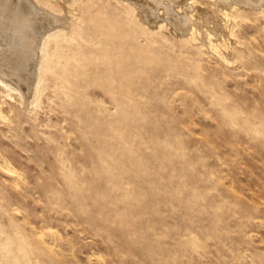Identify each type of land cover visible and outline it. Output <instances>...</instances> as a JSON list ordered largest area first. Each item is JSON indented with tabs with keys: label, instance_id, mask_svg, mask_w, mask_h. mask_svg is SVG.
<instances>
[{
	"label": "rangeland",
	"instance_id": "obj_1",
	"mask_svg": "<svg viewBox=\"0 0 264 264\" xmlns=\"http://www.w3.org/2000/svg\"><path fill=\"white\" fill-rule=\"evenodd\" d=\"M67 1L0 0V75L18 88L14 100L0 91L7 117H0V264L14 258L20 264H264V9L245 4L233 17H222L231 0H125L145 26H165L149 32L123 0ZM33 8L43 14L33 15ZM105 13L124 20L121 49L129 61L134 35L154 60L136 64L135 72L125 63L124 78L116 82L104 60L90 55L100 44L76 37L62 41L59 64L33 93L35 80L25 83L37 78L43 32L57 31L71 17L87 38L91 18ZM184 21L199 27L197 42L179 34L189 28ZM207 27L225 46L209 48ZM56 49L50 40L49 54ZM37 230L48 232L49 247L35 239ZM19 241L27 246L24 256Z\"/></svg>",
	"mask_w": 264,
	"mask_h": 264
},
{
	"label": "bare ground",
	"instance_id": "obj_2",
	"mask_svg": "<svg viewBox=\"0 0 264 264\" xmlns=\"http://www.w3.org/2000/svg\"><path fill=\"white\" fill-rule=\"evenodd\" d=\"M18 1V0H17ZM20 1V0H19ZM23 1V0H22ZM55 1H57V0H55ZM206 1V0H205ZM239 0H231V3H229L228 5H230L227 9H224V12L222 13L223 14V16L222 17H227L228 15L231 17H233L237 12H238V10L240 9V7H243V5L244 6H249L251 9L252 8H254V9H260V11H262L263 9H264V5H263V3H262V1H260V0H256V1H254V0H240V3H239V5L237 4V2H238ZM264 1V0H263ZM10 2V1H9ZM50 2H51V0H50ZM68 3H70L69 2V0L67 1ZM193 2V1H192ZM195 2H197L196 0H194V2H193V4H195ZM201 2H203V1H201ZM26 3V2H25ZM24 3V4H25ZM47 3H48V1H45V4L47 5ZM123 3L125 4L124 6H125V8H127L128 9V11H129V14L130 15H132L133 17H134V19H136L140 24H142L144 27H145V29H146V31H149V32H154V31H159V30H162L163 28H165V26L163 25V24H159L158 26H156V27H154V26H145V21H143L142 20V17H138V15H136V14H134V12H135V8H133L132 6V4L130 3V2H128V1H125V0H123ZM205 3V2H204ZM208 3H209V1H208ZM19 4H20V2H19ZM22 4V3H21ZM49 4V3H48ZM66 4V1H63V3H62V6L63 7H66V6H64ZM246 4V5H245ZM161 5H163V4H161ZM204 5V4H203ZM209 5H211V4H209ZM11 6V5H10ZM22 6V8H23V4L21 5ZM206 6V5H205ZM207 7V6H206ZM210 7V6H209ZM213 7V6H212ZM29 8V7H28ZM31 8V7H30ZM68 8V7H67ZM208 8V7H207ZM7 9V8H6ZM26 9H27V7H26ZM34 9V8H33ZM69 9V8H68ZM164 9H166V8H164ZM216 9V8H215ZM214 9V10H215ZM17 10H18V8H17ZM22 10H25V8L24 9H22ZM28 10V9H27ZM43 10V9H42ZM42 10H39V12L40 11H42ZM211 10V8H209V11ZM32 11V14L33 15H35V14H37V12H38V10L36 9H34V10H31ZM44 11H45V9H44ZM20 12V11H19ZM19 12H17V13H19ZM22 12V11H21ZM24 12V11H23ZM23 12H22V14H23ZM26 12V11H25ZM24 12V15H25V17H27L28 18V14L29 13H25ZM27 12H29V11H27ZM38 12V13H39ZM75 12V11H74ZM213 12V11H212ZM211 12V13H212ZM215 12H217V10L215 11ZM251 12V11H250ZM14 13V12H13ZM40 13H42V12H40ZM49 13H51V12H49ZM98 13H100V12H98ZM210 13V14H211ZM214 13V12H213ZM31 14V13H30ZM29 14V15H30ZM31 14V15H32ZM43 14V13H42ZM65 13H63V15H64ZM215 14V13H214ZM250 14V13H249ZM256 14V13H255ZM6 15H8V14H6ZM45 15V14H44ZM61 15H62V13H61ZM217 15H218V12H217ZM13 16V15H12ZM46 16V15H45ZM44 16V17H45ZM52 16H53V14H52ZM55 16H57V15H55ZM212 16H214V15H212ZM211 15H209L208 17H211V18H213ZM248 16V15H247ZM23 17V16H22ZM22 17L20 18V21L22 20ZM58 17H60L59 16V14H58ZM67 17V16H66ZM221 17V16H220ZM249 17H251V16H249ZM248 17V18H249ZM254 17H256V16H252V19L254 18ZM5 18V17H4ZM3 18V19H4ZM32 18V17H31ZM42 18H43V15H42ZM47 18V17H46ZM50 18V17H49ZM48 18V19H49ZM62 18V17H61ZM68 18V17H67ZM130 17H128L127 19H129ZM210 18V19H211ZM247 18V17H246ZM13 19V18H12ZM30 19V18H29ZM57 19V18H56ZM59 19V18H58ZM64 19V18H63ZM62 19V20H63ZM73 18H69L68 19V21H64L65 22V24H64V22H63V24L65 25H63L64 27H58V30L57 31H54V30H50V29H46V31H44L43 32V35L42 36H40L41 38L40 39H42V42H43V45H42V48H41V51H39L38 49V51H39V53L41 52V57H42V60H41V63H40V65H39V68H38V72L36 73V74H38L37 75V78H33L32 80H30L29 82H27V83H25V85H30V82H31V84L34 82V80H35V83H33V84H35L34 85V92L33 93H39V91H40V89L43 87V83H44V80H45V75L47 74V72H50V71H52L53 69H52V67L54 66V65H56V64H59V62H60V53H58V51H59V49H61V47H62V41H66V42H68V43H72V42H74L75 40H76V37H79V39H82V40H84V41H87V42H91L92 44H97V45H99L100 44V46H97L96 48H98V50H96V49H93V48H91L90 49V55H92L93 56V58H96V57H99V59L100 58H102L103 60H104V62H105V65H106V69H105V71L107 70V71H111L112 72V74H113V76L111 77V80H113V81H116V82H119V81H121L123 78H124V76L121 74V69L123 68V66L124 65H126L125 63H127V66H128V68H131L130 69V71H132L133 70V68H134V66L136 65V64H140V63H150V62H152V60H154V58H155V53H154V55H153V53L151 54L150 53V56H148L146 53H147V46L145 47L143 44H141L140 42H139V40L138 39H136V36L134 35L133 36V39L134 40H132L131 41V43L129 44V49L130 50H128L131 54H133V60L132 61H129L130 60V58H129V60H128V55L127 54H123V49H121V48H124V42H125V40L123 41V39H121L120 40V38H123L124 37V24H123V21L124 20H117L116 18H114V17H112V16H110L109 14H107V13H105V14H102V16H99V17H96V15H95V18L94 19H92L91 18V21L93 22V24H94V26H92L91 27V29H90V32H89V35H87V38H84L83 37V35H82V30H83V28L79 25H73V23H72V21L74 20H72ZM133 19V20H134ZM145 19V18H144ZM215 19V18H214ZM220 19H223L224 20V18H220ZM219 19V20H220ZM251 19V18H250ZM255 19V18H254ZM7 21H8V18L6 19ZM17 20H18V18H17ZM16 20V21H17ZM60 20V19H59ZM132 20V19H131ZM5 21V20H4ZM7 21H5V22H7ZM11 21V20H10ZM9 21V23H11ZM25 21H26V18H25ZM32 21V20H31ZM30 21V22H31ZM37 21V20H36ZM221 21V20H220ZM226 20H224V22H225ZM14 22V21H13ZM12 22V23H13ZM38 22V21H37ZM55 22V21H54ZM134 22V21H133ZM185 23H186V25L188 24L189 25V28H187L186 27V29H185V31H182V32H180L179 34L180 35H182V33H184V32H186L185 33V38L184 39H186V40H191V41H193V42H197V41H195V39H197V40H199L198 38H197V36H198V34H201V31L198 29V28H196V27H192V24H194V22H187V21H184ZM213 22V21H212ZM227 22V21H226ZM11 23V24H12ZM25 23V22H24ZM35 23V22H34ZM222 24H223V22H221ZM19 24L20 23H18V26H19ZM26 24V23H25ZM24 24V25H25ZM58 24V23H57ZM62 24V23H61ZM228 24V23H227ZM14 25V24H13ZM17 25V24H16ZM16 25H15V27H16ZM20 25H22V24H20ZM43 25V24H42ZM48 25H49V23H48ZM55 25V24H54ZM224 25V24H223ZM222 25V26H223ZM240 25V24H239ZM247 25H249L248 23H247ZM253 25H255V24H253ZM260 25V24H259ZM258 25V26H259ZM36 26H38L37 24H36ZM220 26V25H219ZM218 26V29H216V30H222L221 29V27H219ZM226 26V25H225ZM224 26V27H225ZM257 26V27H258ZM261 26V25H260ZM20 27V26H19ZM39 27V26H38ZM43 27V26H42ZM45 27V26H44ZM47 27V26H46ZM229 27V26H228ZM227 27V28H228ZM242 27V26H241ZM253 27V26H252ZM21 28V27H20ZM28 27H26L25 29H27ZM137 28V27H136ZM135 28V29H136ZM140 28V27H139ZM208 28V27H207ZM226 28V27H225ZM225 28H224V30H225ZM244 28V27H243ZM22 29V28H21ZM141 29V28H140ZM140 29L139 30H137V31H140ZM209 29V28H208ZM205 29V31H206V35H208V36H206V37H209V39H208V43H209V48L211 49V48H214V49H217V47H219L220 45H223L224 43L222 42V44H221V42H214L213 40H215V38L212 40L211 38L212 37H210V36H212L211 35V33L212 34H214V29L212 28V29ZM248 29H249V26H248ZM258 29V28H257ZM143 30V27H142V29H141V31ZM224 30H223V32H224ZM243 30V29H242ZM24 31V30H23ZM26 31V30H25ZM24 31V32H25ZM63 31V32H62ZM129 31H130V29H129ZM140 31V32H141ZM188 31V32H187ZM218 31V32H219ZM228 30H226V32H227ZM255 31H257V30H255ZM144 32V31H143ZM142 32V33H143ZM217 32V33H218ZM222 32V31H221ZM242 32V31H241ZM39 33V32H38ZM37 33V34H38ZM159 33V32H158ZM247 33V32H246ZM249 33V32H248ZM247 33V34H248ZM256 33V32H255ZM254 32H253V34H255ZM36 34V35H37ZM219 34V33H218ZM240 34V33H239ZM144 35H145V33H144ZM217 35V34H216ZM220 35V34H219ZM224 35H225V32H224ZM250 35V34H249ZM19 36H21V35H19ZM147 36V35H146ZM222 36V35H221ZM228 36V35H227ZM243 36V35H242ZM251 36H252V34H251ZM27 37V36H26ZM125 37H127V36H125ZM148 37H149V35H148ZM152 37V36H151ZM155 37V36H154ZM215 37V36H214ZM219 37V36H218ZM223 37V36H222ZM220 38V39H222L223 40V38H225V36L223 37V38ZM238 37V36H237ZM260 37V36H259ZM38 38V37H37ZM159 38V37H158ZM227 38V37H226ZM258 38V37H257ZM24 39V38H23ZM112 39H115V40H117V42L116 43H114V40H112ZM151 38H149V40H150ZM156 39V38H155ZM219 39V40H220ZM246 39V38H245ZM256 39V38H255ZM25 40V39H24ZM50 40H53V42H55L56 43V47H57V49H56V52H52V53H50L49 54V52L47 51V46H48V44L50 43ZM118 40H120V41H118ZM160 40V39H159ZM216 40H217V38H216ZM227 39H225L224 40V42L226 41ZM228 40H230V39H228ZM247 40V39H246ZM258 40H261L260 38L258 39ZM263 40V39H262ZM261 40V41H262ZM22 41V40H21ZM231 41V40H230ZM252 41V40H251ZM250 41V42H251ZM23 43H24V41H22ZM36 42H37V40H36ZM41 42V41H40ZM152 42V41H151ZM161 42H163V41H161ZM233 42V41H232ZM255 42V41H254ZM263 42V41H262ZM21 43V42H20ZM126 43V42H125ZM149 43H150V41H149ZM154 43V42H153ZM156 43H158V41H156ZM155 43V44H156ZM229 44H230V42H228ZM256 43V42H255ZM128 44V43H127ZM220 44V45H219ZM227 44V43H226ZM229 44H227V45H229ZM232 44V43H231ZM230 44V45H231ZM240 44V43H239ZM238 44V45H239ZM257 44V43H256ZM38 45V44H37ZM226 45V46H227ZM241 45V44H240ZM239 45V46H240ZM258 45H260L259 44V42H258V44H257V46ZM127 46V45H126ZM153 46H155L154 44H153ZM152 46V48H154ZM224 46H225V44H224ZM242 46V45H241ZM248 46H250V45H248ZM94 47V46H93ZM256 47V46H255ZM152 48H150V49H152ZM250 48H251V46H250ZM254 48V47H253ZM159 49V48H158ZM261 49H262V47L259 49L260 51H261ZM153 50V49H152ZM263 50V49H262ZM151 51V50H150ZM154 51H156V50H154ZM153 51V52H154ZM60 52V51H59ZM117 52V54H116V56L114 55V53H116ZM149 53V52H148ZM214 53V52H213ZM216 53V55H218V57H222V55H221V52H218V51H216L215 52ZM165 55V54H164ZM153 56H154V58H153ZM159 56H160V54H159ZM166 56V55H165ZM168 56V55H167ZM166 56V57H167ZM39 57V56H38ZM157 57V56H156ZM169 57V56H168ZM167 57V58H168ZM118 58V59H117ZM115 59V60H114ZM39 60V59H38ZM109 60H111V61H109ZM161 60H164L163 58L161 59ZM129 61V62H128ZM157 61H160V60H158L157 59ZM161 63H165V62H161ZM169 63V62H168ZM39 64V61H38V63H37V65ZM159 64V63H158ZM131 67H130V66ZM168 65V64H167ZM12 66V65H11ZM127 66H126V68H127ZM162 66H163V64H162ZM165 66V65H164ZM1 67V66H0ZM5 67V66H4ZM113 67H117V68H119L120 69V72H115V73H113V70H112V68ZM139 67V66H138ZM154 67V66H153ZM2 68V67H1ZM14 68V67H13ZM36 68V67H35ZM142 68H143V66H142ZM141 68V69H142ZM145 68V67H144ZM149 68V67H148ZM147 68V69H148ZM167 68V67H166ZM254 68V67H253ZM11 69V68H10ZM10 69H9V71H10ZM15 69H16V67H15ZM14 69V70H15ZM134 69H136V68H134ZM138 69V68H137ZM165 69V68H164ZM5 70V69H4ZM3 70V71H4ZM118 70V69H117ZM149 70V69H148ZM156 70V69H155ZM248 70V69H247ZM246 70V71H247ZM18 71V70H17ZM21 71V70H20ZM134 71V70H133ZM35 72H36V70H35ZM135 72V71H134ZM153 72V71H152ZM151 72V73H152ZM248 72V71H247ZM9 73V72H8ZM140 73V72H139ZM154 74H155V71L153 72ZM35 74V75H36ZM154 74H149V75H154ZM14 75V74H13ZM17 75V74H16ZM133 75V74H132ZM148 76V75H147ZM36 77V76H35ZM149 77V76H148ZM155 77V76H154ZM139 78V77H138ZM141 78V77H140ZM146 78V77H145ZM10 77L9 78H7V80H6V77H2L1 75H0V83H1V85H0V91H2V93L1 94H3V96H5V97H7V99L9 98V99H12V100H14V99H17V98H15V94H16V92H17V90H18V88L15 86V84L14 85H12L11 83H10ZM152 80V79H151ZM18 82V81H17ZM23 82V81H22ZM55 82V81H54ZM143 82V81H142ZM150 82V81H149ZM53 83V82H52ZM82 83H84V82H82ZM86 83V82H85ZM141 84V83H140ZM21 85V84H20ZM54 85V84H53ZM63 86V85H62ZM134 86H135V84H134ZM138 86V85H137ZM140 86V85H139ZM146 87V86H145ZM29 88V87H28ZM147 88V87H146ZM145 88V89H146ZM21 89V88H20ZM22 89H23V87H22ZM66 90V89H65ZM74 90V89H73ZM21 91V90H20ZM137 91H138V89H137ZM139 92V91H138ZM137 92V93H138ZM19 93V92H18ZM28 93V92H27ZM27 93H26V95H27ZM30 93V92H29ZM70 93V92H69ZM137 93H135L136 95H137ZM140 93H141V90H140ZM80 94H82V92L80 93ZM134 94V95H135ZM19 95H22V94H19ZM32 95V94H31ZM142 95H144V94H142ZM69 96V95H68ZM83 96H84V94H83ZM1 97V96H0ZM20 97V96H19ZM23 97V96H22ZM32 96H30V98H31ZM29 98V99H30ZM61 97H58V99H60ZM73 98H74V96H73ZM81 98V97H80ZM135 98V97H134ZM138 98V97H137ZM3 99V98H2ZM6 99V100H7ZM23 99V98H22ZM29 99H28V101H29ZM71 99H72V97H71ZM83 99H84V97H83ZM86 99V98H85ZM83 100V101H86V100ZM136 99V98H135ZM0 100H1V98H0ZM6 100H4V101H6ZM19 101L21 100V98H19L18 99ZM53 100H56V99H53ZM60 100H62V99H60ZM60 100H59V102H60ZM66 100V99H65ZM75 100V99H74ZM125 100V99H124ZM123 100V101H124ZM138 100H140V99H138ZM27 101V100H26ZM36 101V99H35V97H34V99L32 100V102H35ZM73 101V100H72ZM71 101V102H72ZM80 101V100H79ZM0 102H2V101H0ZM62 102H63V100H62ZM66 102V101H65ZM68 103L70 102V100H68L67 101ZM88 102V101H87ZM125 102V101H124ZM138 102V101H137ZM140 102H142V101H140ZM140 102H139V104H140ZM23 103V102H22ZM28 103V102H27ZM72 103H74V102H72ZM129 103H130V101H129ZM7 104V103H6ZM60 104V103H59ZM66 104V103H65ZM76 104V103H75ZM75 104H72V105H75ZM83 104V103H82ZM85 104V103H84ZM10 105H11V102H10ZM68 105V104H67ZM67 105L65 106L66 107V109H67ZM86 105H87V103H86ZM89 105V104H88ZM87 105V106H88ZM7 106H9L8 104H7ZM12 106H14V105H12ZM27 106V105H26ZM64 106V105H63ZM11 107V106H10ZM83 107H84V105H83ZM2 108H3V106H2ZM12 108V107H11ZM14 108H15V106H14ZM29 108V107H28ZM129 108V107H128ZM13 109V108H12ZM12 109H10V111L12 112ZM34 109V108H33ZM32 109V110H33ZM125 109H127V108H125ZM130 109V108H129ZM15 110H16V108H15ZM139 110V109H138ZM233 110V109H232ZM5 111V110H4ZM14 111V110H13ZM131 111H132V109H131ZM137 111V110H136ZM234 111V110H233ZM232 111V112H233ZM6 112V111H5ZM89 112V111H88ZM87 112V113H88ZM231 111H230V113H232ZM10 113V112H9ZM14 113V112H13ZM12 113V115L13 116H16L15 114H13ZM237 113V112H236ZM88 114H90V113H88ZM9 115V114H8ZM36 115V114H35ZM10 116V115H9ZM0 117L2 118V117H6V114L4 113V112H2V110H1V107H0ZM12 117V116H11ZM129 117V116H128ZM131 117V116H130ZM232 117V116H231ZM7 118V117H6ZM122 118V117H121ZM124 118V117H123ZM122 118V119H123ZM143 118V117H142ZM84 119H86V118H84ZM131 119V118H130ZM134 119H136V118H134ZM14 120V119H13ZM12 120V121H13ZM121 120V119H120ZM4 121V120H3ZM6 121V120H5ZM18 121V120H17ZM17 121H15V123L17 122ZM85 121H88V120H85ZM136 121V120H135ZM116 122V121H115ZM124 122V121H123ZM12 123V122H11ZM95 123V122H94ZM116 123H118V122H116ZM115 123V124H116ZM13 124H14V122H13ZM20 124V123H19ZM119 124H120V122H119ZM119 124H117V125H119ZM122 124V123H121ZM119 125V126H122V125ZM11 125V124H10ZM10 125H8L7 124V126H10ZM92 125V124H91ZM112 125V124H111ZM134 125H135V123H134ZM13 126V125H12ZM17 126H19V125H17ZM95 126V125H94ZM263 126H264V124H263ZM123 128H124V126H122ZM121 127V128H122ZM9 128H11V126L9 127ZM120 128V129H121ZM137 128V127H136ZM12 129V128H11ZM99 129H100V127H99ZM134 129V128H133ZM129 130V129H128ZM131 130V129H130ZM129 130V131H130ZM138 130V129H137ZM264 130V129H263ZM2 131V130H1ZM261 131V130H260ZM5 132V131H4ZM132 132V131H131ZM130 132V133H131ZM7 133V132H6ZM124 133H127V132H123L122 134H124ZM129 134V133H128ZM132 134V133H131ZM136 134H138V133H136ZM126 135V134H125ZM131 136V135H130ZM133 136V135H132ZM131 136V137H132ZM117 137H119V136H117ZM124 137H126V136H124ZM123 137V138H124ZM136 138H137V135L135 136ZM120 138V137H119ZM121 138H122V136H121ZM120 138V139H121ZM129 138V137H128ZM135 138V139H136ZM140 138V137H139ZM139 138H138V141H139ZM132 139H133V137H132ZM150 139V138H149ZM155 139V138H154ZM156 139H157V137H156ZM96 140V139H95ZM98 140V139H97ZM118 140V141H117ZM116 141L117 142H120V140L119 139H117ZM123 140V139H122ZM126 140H128V139H126ZM152 140V139H151ZM159 140H161V139H159ZM150 141V140H149ZM155 141V140H154ZM165 141V140H164ZM128 142H129V140H128ZM155 142H157V141H155ZM161 142V141H160ZM96 143H97V141H96ZM104 143H105V141H104ZM162 143V142H161ZM160 143V144H161ZM166 143V142H165ZM106 144V143H105ZM108 144V143H107ZM106 144V145H107ZM114 144V143H113ZM113 144L112 143H110L109 145H112L113 146ZM138 144V143H137ZM157 144V143H156ZM159 144V145H160ZM101 145H103V144H101ZM109 145H107V146H109ZM120 145V144H119ZM138 145H140V143L138 144ZM142 145V144H141ZM140 145V146H141ZM158 145V146H159ZM163 144H161V146H162ZM96 146V145H95ZM117 146V145H116ZM116 146H115V148H116ZM167 147V146H166ZM165 147V148H166ZM96 148H98V147H96ZM103 148H106V147H103ZM109 149H110V147H108ZM120 148V147H119ZM118 148V150H121V149H119ZM161 148V147H160ZM163 148V147H162ZM170 148V147H169ZM126 149H127V151H128V149L129 148H125V151H126ZM97 150H99V149H97ZM106 150V149H105ZM112 150V149H111ZM116 150V149H115ZM100 151V150H99ZM98 151V152H99ZM103 151H104V149H103ZM102 150H101V152H103ZM117 151V150H116ZM123 151V150H122ZM126 151V152H127ZM144 151V150H143ZM143 151H141V152H143ZM0 152H2V150H0ZM5 152H7V151H5ZM124 152V151H123ZM132 152V151H131ZM165 152V151H164ZM120 153H121V151H120ZM145 153V152H144ZM143 153V154H144ZM104 154V153H103ZM106 154V153H105ZM110 154V153H109ZM132 154H134V152L132 153ZM1 155V154H0ZM8 155V154H7ZM101 155V154H100ZM112 155V154H111ZM111 155H108V156H111ZM122 155V154H121ZM126 155V154H125ZM152 155V154H151ZM143 156V155H142ZM8 157V156H7ZM6 157V158H7ZM150 156H148L147 157V159L149 158ZM155 157V156H154ZM2 158V157H1ZM102 158V157H101ZM143 158V157H142ZM145 159H146V157H144ZM143 158V159H144ZM153 158V157H152ZM8 159V158H7ZM144 159V160H145ZM150 159V158H149ZM9 160H10V158H9ZM12 160V159H11ZM114 160V159H113ZM141 160V159H140ZM152 160V159H151ZM2 161H4V160H2ZM2 161L0 162L1 164H2ZM13 161V160H12ZM12 161H10V162H12ZM143 161V160H142ZM156 161H158V160H156ZM114 162V161H113ZM150 162H152V161H150ZM16 163V162H15ZM15 163H10V164H15ZM108 163V162H107ZM144 163V162H143ZM156 163H159L160 164V162H156ZM125 164V163H124ZM148 164V163H147ZM147 164H145V166L147 165ZM154 164V163H153ZM16 165V164H15ZM118 165H121V164H118ZM2 166V165H1ZM148 166V165H147ZM150 166V165H149ZM148 166V167H149ZM161 166V165H160ZM3 167L5 168V170L6 171H8V174H9V172L11 173V174H13V175H15L16 176V174H17V171L13 168V167H11V166H9L7 163H3ZM3 167H1V168H3ZM16 167V166H15ZM142 167H143V165H142ZM151 167V166H150ZM131 169V168H130ZM148 169V168H147ZM149 170V169H148ZM20 171H22L21 169H20ZM141 171V170H140ZM140 171H139V173H137V174H139V176L141 175L140 174ZM151 171V170H150ZM102 172V171H101ZM143 172V171H142ZM141 172V173H142ZM152 172V171H151ZM22 173H23V171H22ZM104 173V172H103ZM147 173H148V171H147ZM11 174H9V175H11ZM151 174V173H150ZM150 174H149V176H150ZM12 175V176H13ZM25 175V174H24ZM23 175V176H24ZM70 175V174H69ZM68 175V176H69ZM72 175V174H71ZM104 175V174H103ZM143 175V174H142ZM145 176H146V174H144ZM143 175V176H144ZM102 176V175H101ZM100 176V177H101ZM144 176V177H145ZM25 177V176H24ZM71 177V176H70ZM70 177H69V179H70ZM26 178V177H25ZM103 178V177H102ZM105 178H106V176H105ZM142 178V177H141ZM146 178V177H145ZM144 178V179H145ZM147 178H149L148 176H147ZM8 179H9V177H8ZM11 179V178H10ZM13 179H14V176H13ZM67 179V178H66ZM73 179H74V177H72V182H73ZM15 180V179H14ZM140 180V179H139ZM146 180H148V179H146ZM11 181H12V179H11ZM68 181V180H67ZM112 181V180H111ZM143 181V180H142ZM17 182V181H16ZM20 182H22V180L20 181ZM24 182V181H23ZM22 182V183H23ZM18 183V182H17ZM24 183H26V182H24ZM23 183V184H24ZM69 183V182H68ZM75 183V182H74ZM148 183V182H147ZM149 183H150V181H149ZM10 184H12L13 185V183H10ZM19 184H21V183H19ZM146 184V183H145ZM150 184H152V183H150ZM76 185V184H75ZM148 185V184H147ZM20 186V185H19ZM73 186V185H72ZM149 186V185H148ZM157 186V185H156ZM14 187V186H13ZM77 187H81V186H77ZM76 187V188H77ZM15 188V187H14ZM134 188V187H133ZM81 189V188H80ZM152 189V188H151ZM79 190V189H78ZM131 190V189H130ZM132 190H134V189H132ZM140 190H143L144 191V189H140ZM145 190H147L146 188H145ZM135 191H138V189H136ZM230 191V190H229ZM138 193H139V191H138ZM134 194H137L136 192L134 193ZM145 194V193H144ZM142 195H143V193H142ZM136 197V196H135ZM145 198H147V196L145 197ZM251 200V199H250ZM144 203V202H143ZM146 203V202H145ZM144 203V204H145ZM148 203V202H147ZM141 204V203H140ZM143 204V205H144ZM136 205V204H135ZM121 207V206H120ZM143 207V206H142ZM141 207V209L142 210H145V209H147L146 207H145V209H143ZM127 208V207H126ZM140 210V209H139ZM146 211V210H145ZM149 211V210H148ZM138 213H140V214H142L141 213V210H140V212H138ZM144 213V212H143ZM146 213V212H145ZM136 214V213H135ZM135 216V215H134ZM125 222V221H124ZM130 222H132V221H130ZM130 222H128L129 224H130ZM34 224V223H33ZM35 225H37V224H35ZM51 225V224H50ZM39 226V225H38ZM42 227V226H41ZM40 227V228H41ZM49 227V226H48ZM51 227V226H50ZM33 228H34V226H33ZM30 229V228H29ZM42 229V228H41ZM49 229V228H48ZM47 229V230H48ZM34 230V229H33ZM35 231V230H34ZM51 233H49L48 234V232L46 233V235L48 234V235H53L52 234V230L50 229L49 230ZM29 232V231H28ZM44 232H46V231H44ZM24 233V232H23ZM27 233V232H26ZM32 233V232H31ZM56 233V232H55ZM2 234V233H1ZM31 236V234H30V232H29V234L27 233V237H30ZM33 235V234H32ZM45 234L43 235V232L42 231H36V237L37 238H35L34 236H33V238H35V239H37L38 240V242H40L42 245H44V248H45V246H47V247H49V243L48 242H46V241H48L46 238L48 237H46L45 238V236H46ZM50 235V236H51ZM26 236V235H25ZM53 237H55V236H53ZM50 238V237H49ZM56 238V237H55ZM28 239V238H27ZM26 239V240H27ZM32 239V238H31ZM31 240L29 239V242H30ZM33 241H35V240H33ZM55 241V240H54ZM56 241H57V239H56ZM51 242H52V240H51ZM4 243H6V242H4ZM3 243V244H4ZM31 244H32V241L30 242ZM8 244V243H7ZM30 244V245H31ZM33 244H36V241H35V243L33 242ZM33 244H32V246H33ZM38 244V243H37ZM57 244V243H56ZM6 245V244H5ZM9 245V244H8ZM8 245H6V246H4V245H2V247L4 248H8L7 246ZM10 245H11V243H10ZM40 245V244H39ZM55 245V244H54ZM35 246V245H34ZM38 245H36L35 247H37ZM0 247H1V245H0ZM11 247V246H10ZM14 247L15 246H13V249H14ZM59 247V246H58ZM38 248V247H37ZM36 248V249H37ZM42 248V247H41ZM43 248V249H44ZM53 248H55L54 246H53ZM57 248V247H56ZM11 248H9V250H10ZM15 249H16V247H15ZM18 249L21 251V253H22V256H24L25 255V253L23 254V252H24V250L26 251V249H27V246H26V244L25 243H22V242H20L19 241V244H18ZM12 250V249H11ZM17 250V249H16ZM56 250V249H55ZM59 250V249H58ZM5 251V250H4ZM19 251V252H20ZM48 251H50V249H48ZM59 252V251H58ZM5 253V252H4ZM7 253V252H6ZM15 253L17 254V251H15ZM14 253V254H15ZM31 253H32V251H31ZM51 253H53L52 251H51ZM11 254V253H10ZM14 254L12 253V255L14 256ZM15 254V255H16ZM49 254V253H48ZM56 254H58L57 253V250H56ZM56 254L55 253H53V255L54 256H56ZM5 256H7V254L5 255ZM4 256V257H5ZM5 258H8V257H5ZM14 257H12V259H13ZM24 258V257H23ZM22 258V259H23ZM50 258V257H49ZM57 259L59 258V256L58 257H56ZM60 258L62 259V257L60 256ZM8 259H10V258H8ZM19 258H14V261H12L13 262V264H20L21 262L18 260ZM21 259V258H20ZM21 259V260H22ZM53 259H52V257H51V261H52ZM102 260V259H101ZM63 261H64V259H63ZM23 262H24V259H23ZM53 263L54 262H56V260L54 259L53 261H52ZM59 262H60V260H59ZM65 262V261H64ZM9 263H11L10 262V260H9ZM43 264V263H42ZM60 264V263H59ZM68 264V263H67ZM102 264H103V260H102Z\"/></svg>",
	"mask_w": 264,
	"mask_h": 264
}]
</instances>
